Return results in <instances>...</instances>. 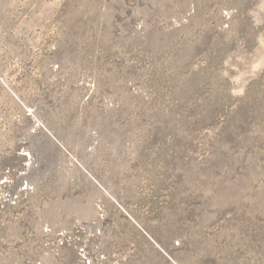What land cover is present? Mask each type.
Masks as SVG:
<instances>
[{
    "label": "rangeland",
    "instance_id": "obj_1",
    "mask_svg": "<svg viewBox=\"0 0 264 264\" xmlns=\"http://www.w3.org/2000/svg\"><path fill=\"white\" fill-rule=\"evenodd\" d=\"M0 264H264V0H0Z\"/></svg>",
    "mask_w": 264,
    "mask_h": 264
}]
</instances>
